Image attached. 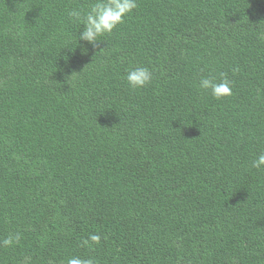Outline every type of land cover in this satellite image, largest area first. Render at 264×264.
Returning a JSON list of instances; mask_svg holds the SVG:
<instances>
[{
	"label": "trees",
	"instance_id": "obj_1",
	"mask_svg": "<svg viewBox=\"0 0 264 264\" xmlns=\"http://www.w3.org/2000/svg\"><path fill=\"white\" fill-rule=\"evenodd\" d=\"M94 2L0 0V264H264V0H137L85 55Z\"/></svg>",
	"mask_w": 264,
	"mask_h": 264
},
{
	"label": "clouds",
	"instance_id": "obj_2",
	"mask_svg": "<svg viewBox=\"0 0 264 264\" xmlns=\"http://www.w3.org/2000/svg\"><path fill=\"white\" fill-rule=\"evenodd\" d=\"M137 0H95L87 8H73L68 15L73 18V21L82 24V31L79 33L77 47L81 48L82 54H87L89 49L87 45L93 48L98 47L102 42L100 39L105 35H110L125 21L137 8ZM79 42H84L81 45ZM76 47V48H77ZM72 76V75H71ZM152 80V72L147 67H132L127 71L126 81L129 88L133 91L143 89ZM200 87L205 90H210L212 96L217 100H222L232 95L231 82L224 78L217 82L214 78L205 77L200 81ZM252 167L261 170L264 169V153L252 161ZM16 240L19 237H15ZM90 240L98 243L100 237L91 235ZM4 246L13 244V237H9L0 241ZM87 243V241H85ZM67 264H95L94 260H82L78 257L69 258Z\"/></svg>",
	"mask_w": 264,
	"mask_h": 264
}]
</instances>
